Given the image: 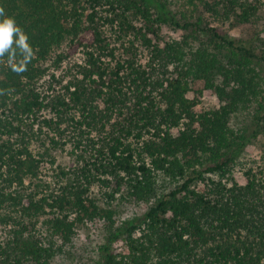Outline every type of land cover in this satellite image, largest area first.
<instances>
[{"label":"trees","instance_id":"1","mask_svg":"<svg viewBox=\"0 0 264 264\" xmlns=\"http://www.w3.org/2000/svg\"><path fill=\"white\" fill-rule=\"evenodd\" d=\"M180 1L0 0V264H264V0Z\"/></svg>","mask_w":264,"mask_h":264},{"label":"rangeland","instance_id":"2","mask_svg":"<svg viewBox=\"0 0 264 264\" xmlns=\"http://www.w3.org/2000/svg\"><path fill=\"white\" fill-rule=\"evenodd\" d=\"M169 3V7L172 10V12L177 16L178 19L182 20L184 22L187 20L190 24H193L195 20L199 17L201 8L197 3L195 5L189 6V4H186L180 0H167ZM263 20L259 25H252V24H239L234 22L227 21L224 24L218 25V23L213 22L212 19H208L210 23H212L213 26H219V30L222 32H225L233 37L239 38V39H246V40H261L264 41V8H263ZM182 34H186L184 31H178L177 33L172 32L169 29H165L163 31L164 38H179L182 36ZM257 42V41H256ZM259 43V42H258ZM197 44V43H196ZM258 51L261 53L264 51V46L261 44L257 45ZM80 55H77L74 57L75 61L80 60ZM49 64V63H48ZM51 64V63H50ZM66 64L59 70L57 74L63 75L64 70L66 68ZM60 87L57 86V89ZM67 152H64V154H57V161L56 165L61 164L63 166L69 164V156L67 155ZM242 160H253L256 161L257 164L262 166L264 168V134L259 135L255 140L252 141V143L247 147L246 153L242 156ZM51 165H46V167L43 169L42 174L43 176H50L52 170ZM239 173L236 177L239 181L244 182L243 178L240 176ZM125 212H134V213H142L143 208H132V207H125L123 209ZM93 235L95 232H91ZM85 235V233H84ZM84 235L80 234V238L77 239L78 242H76L75 248L79 250L81 248V241L82 238H84ZM80 239V240H79Z\"/></svg>","mask_w":264,"mask_h":264},{"label":"clouds","instance_id":"3","mask_svg":"<svg viewBox=\"0 0 264 264\" xmlns=\"http://www.w3.org/2000/svg\"><path fill=\"white\" fill-rule=\"evenodd\" d=\"M13 23L10 18L0 22V49L9 43L10 34L14 31Z\"/></svg>","mask_w":264,"mask_h":264}]
</instances>
